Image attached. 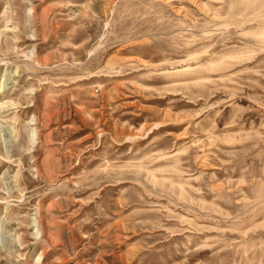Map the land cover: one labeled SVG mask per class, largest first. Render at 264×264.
Wrapping results in <instances>:
<instances>
[{
    "label": "rangeland",
    "instance_id": "1",
    "mask_svg": "<svg viewBox=\"0 0 264 264\" xmlns=\"http://www.w3.org/2000/svg\"><path fill=\"white\" fill-rule=\"evenodd\" d=\"M0 264H264V0H0Z\"/></svg>",
    "mask_w": 264,
    "mask_h": 264
},
{
    "label": "bare ground",
    "instance_id": "2",
    "mask_svg": "<svg viewBox=\"0 0 264 264\" xmlns=\"http://www.w3.org/2000/svg\"><path fill=\"white\" fill-rule=\"evenodd\" d=\"M3 85V84H2ZM3 87V86H2Z\"/></svg>",
    "mask_w": 264,
    "mask_h": 264
}]
</instances>
